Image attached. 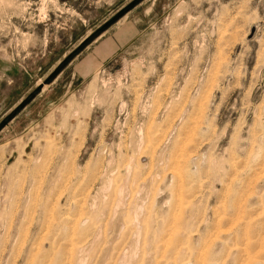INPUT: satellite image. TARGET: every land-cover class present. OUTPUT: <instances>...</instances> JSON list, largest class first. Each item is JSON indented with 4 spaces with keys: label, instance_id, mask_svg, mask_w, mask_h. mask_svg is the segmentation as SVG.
Instances as JSON below:
<instances>
[{
    "label": "rangeland",
    "instance_id": "374dc122",
    "mask_svg": "<svg viewBox=\"0 0 264 264\" xmlns=\"http://www.w3.org/2000/svg\"><path fill=\"white\" fill-rule=\"evenodd\" d=\"M203 263L264 264V0H0V264Z\"/></svg>",
    "mask_w": 264,
    "mask_h": 264
},
{
    "label": "bare ground",
    "instance_id": "6f19581e",
    "mask_svg": "<svg viewBox=\"0 0 264 264\" xmlns=\"http://www.w3.org/2000/svg\"><path fill=\"white\" fill-rule=\"evenodd\" d=\"M125 191V190H124ZM138 236V235H137ZM72 247V246H71ZM164 251V250H163ZM263 251V250H262ZM202 259V258H201ZM247 259V258H246ZM250 259H252V258H250ZM256 259V258H255ZM254 260V259H253ZM249 261V260H248ZM201 262V261H200ZM253 262V261H252ZM204 264V263H203Z\"/></svg>",
    "mask_w": 264,
    "mask_h": 264
}]
</instances>
